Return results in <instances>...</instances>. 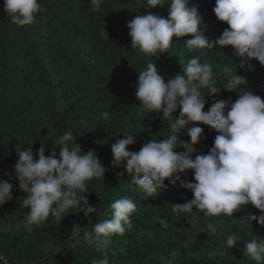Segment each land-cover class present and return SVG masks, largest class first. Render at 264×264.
Listing matches in <instances>:
<instances>
[{
  "label": "trees",
  "instance_id": "obj_1",
  "mask_svg": "<svg viewBox=\"0 0 264 264\" xmlns=\"http://www.w3.org/2000/svg\"><path fill=\"white\" fill-rule=\"evenodd\" d=\"M39 2L42 10L34 22L19 28L7 18L4 0H0V180L13 186L12 199L0 206V256L8 264H92L104 258V253L89 245L85 236L93 234L98 221L111 218L115 200L127 197L136 203L133 226L124 235L112 237L113 243L106 250L109 264H256L245 255V247L254 237L264 239V227L247 220L250 215L259 217L258 209L249 204L233 217H209L196 209L174 212L173 205L193 199L181 181L195 182L194 174H181V181L175 184L166 180L164 189L146 197L132 183L123 162L120 167L112 166L111 148L124 134L134 135L135 143L128 149L132 152H138L149 140L172 135L171 122L161 119L162 112L147 115L137 111L138 73L149 61L156 64L165 80L183 75L182 65L191 58L210 63L221 92L209 96L208 89L201 90L205 112L214 101L235 102L238 92L223 89L235 72L247 80L243 90L264 100V66L253 59L249 61L253 70L240 68L241 58L230 46L190 52L184 42L191 36L173 37L172 46L162 54L146 55L132 49L127 23L138 14L167 19L168 0L152 9L141 6L142 0H103L99 10H94L90 0ZM189 7L198 9L202 20L199 30L206 38L218 40L228 25L216 18L215 0H190ZM103 113L108 114L107 119ZM179 114L177 109L173 115ZM196 126L203 128V135L193 159L207 154L217 135L205 125ZM69 131L73 133L69 147L76 143L82 154L93 151L106 169L104 177L87 182L84 194L102 215L85 217L72 208L62 219L50 215L28 231L25 216L29 210L20 207L25 194L11 175L17 152L31 145L34 159H38L43 144L46 156L55 147L58 157L60 138ZM178 140L190 141L186 129L180 130ZM183 151L185 148H177V152ZM208 223L216 226L214 235L206 232ZM72 231L78 235L70 246L67 240ZM229 235H236L237 243L226 249ZM210 251L216 253L213 259H209Z\"/></svg>",
  "mask_w": 264,
  "mask_h": 264
},
{
  "label": "clouds",
  "instance_id": "obj_2",
  "mask_svg": "<svg viewBox=\"0 0 264 264\" xmlns=\"http://www.w3.org/2000/svg\"><path fill=\"white\" fill-rule=\"evenodd\" d=\"M102 3L103 0H90L94 10H99ZM164 3V0H142L141 6L152 9ZM168 3L171 7L167 19L148 13L138 14L127 23L132 49L146 55L162 54L172 46L173 37L191 36L184 42L190 52L213 49L215 45L230 46L235 56L241 58L240 68L253 70L249 63L253 59L264 66V0H215L216 18L228 25L215 42H210L199 30L202 20L198 9L189 7L190 0H168ZM41 10L39 0H4L7 18L19 28L32 24ZM182 67L183 75L168 80L151 61L138 73L135 92L140 104L138 113L162 112L161 119L171 122L172 135L159 141L149 140L138 152H132L128 149L135 143L134 135L124 134L123 139L112 145V166L120 167L123 162L127 174L132 175V183L146 197H153L164 189L166 180L175 184L181 181V174L191 171L195 182L181 181V185L192 192L193 199L183 205H173L174 212L191 213L196 209L209 217H233L235 212L251 204L261 215H250L247 220L264 227V100L243 90L247 80L235 72L223 89L238 92V98L235 102L214 101L205 112L206 100L201 90L208 89L209 96L221 92L216 87L217 73L210 63H201L199 57L191 58ZM177 109L180 114L175 117ZM102 115L107 119V113ZM199 124L217 135L208 153L197 154L193 159L192 154L203 135V128L196 126ZM181 129H186L189 142L178 140ZM72 139L70 131L61 136L58 157L55 147L51 155L46 156L43 144L38 150V159H34L31 145L17 152L18 160L11 175L18 179L19 190L25 194L20 207L29 210L25 216L28 231L33 225H41L50 215L62 219L72 208H77L85 217L102 215L97 207L88 203L84 194L88 192L87 182L104 177L106 169L93 151L82 154L76 143L70 148ZM180 147L185 151L177 152ZM12 187L11 183L0 180V206L12 199ZM111 210V218L98 221L93 234L85 236L89 245L104 253V258L92 264H109L106 250L113 243L112 237L124 235L133 226L131 217L136 203L132 199L115 200ZM160 223L167 227L166 221ZM206 232L214 235L217 228L208 223ZM77 235L72 231L67 240L70 246ZM236 243L237 236L229 235L226 249ZM215 255L210 251L209 259ZM245 255L256 264H264V239L252 238L246 244ZM0 264H8L3 256H0Z\"/></svg>",
  "mask_w": 264,
  "mask_h": 264
}]
</instances>
